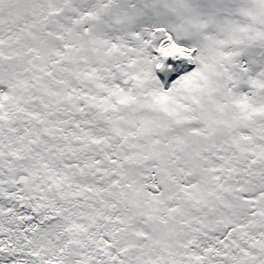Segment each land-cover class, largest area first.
I'll use <instances>...</instances> for the list:
<instances>
[{"label":"snow or ice","instance_id":"obj_1","mask_svg":"<svg viewBox=\"0 0 264 264\" xmlns=\"http://www.w3.org/2000/svg\"><path fill=\"white\" fill-rule=\"evenodd\" d=\"M0 264H264V0H0Z\"/></svg>","mask_w":264,"mask_h":264}]
</instances>
